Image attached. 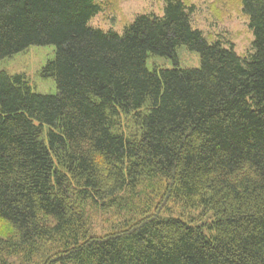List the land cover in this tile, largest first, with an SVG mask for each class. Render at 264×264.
<instances>
[{
    "label": "trees",
    "instance_id": "16d2710c",
    "mask_svg": "<svg viewBox=\"0 0 264 264\" xmlns=\"http://www.w3.org/2000/svg\"><path fill=\"white\" fill-rule=\"evenodd\" d=\"M238 1L244 57L182 0L121 34L89 26L98 0H0V62L52 46L56 87L0 71V264H264V0ZM161 196L200 219L161 215ZM89 208L124 219L95 236Z\"/></svg>",
    "mask_w": 264,
    "mask_h": 264
},
{
    "label": "rangeland",
    "instance_id": "374dc122",
    "mask_svg": "<svg viewBox=\"0 0 264 264\" xmlns=\"http://www.w3.org/2000/svg\"><path fill=\"white\" fill-rule=\"evenodd\" d=\"M165 0H98L101 11L91 19L89 26L101 31L122 33L123 27L139 14L162 15ZM191 7V21L194 28L200 30L208 41H221L225 46L232 45L239 56H244L250 46L252 35L247 28V19L241 13L238 0H182ZM178 67L193 69L199 67L198 55L189 52L185 47L176 51ZM54 56L52 46H32L0 62V71L9 75L22 74L29 83L31 91L37 94L53 95L56 93L52 78L41 75L42 68ZM149 70L153 68L171 69V60L150 55L146 63ZM121 130L130 135L136 132L134 123L122 119ZM156 199L154 204L160 208L163 216H183L190 220H199L200 211L184 210L178 202L164 201L163 197ZM88 226L95 236H101L111 231V228L124 219L113 212L103 213L89 208L87 210ZM208 222L207 217H202ZM5 224H0V236L7 234Z\"/></svg>",
    "mask_w": 264,
    "mask_h": 264
},
{
    "label": "bare ground",
    "instance_id": "6f19581e",
    "mask_svg": "<svg viewBox=\"0 0 264 264\" xmlns=\"http://www.w3.org/2000/svg\"><path fill=\"white\" fill-rule=\"evenodd\" d=\"M250 32V31H249ZM251 34V33H250ZM252 41V40H251ZM251 44V43H250ZM249 48H250V46H249ZM249 50V49H248ZM235 51V50H234ZM248 52V51H247ZM237 54V53H236ZM246 55V54H245ZM244 55V56H245ZM239 56V55H238ZM244 56H239V57H244ZM149 59V58H148ZM148 61V60H147ZM147 67V66H146ZM148 69V68H147ZM161 69H164V68H161Z\"/></svg>",
    "mask_w": 264,
    "mask_h": 264
}]
</instances>
